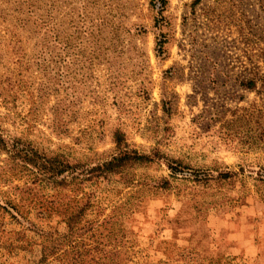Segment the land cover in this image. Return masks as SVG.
I'll list each match as a JSON object with an SVG mask.
<instances>
[{"label": "rangeland", "instance_id": "obj_1", "mask_svg": "<svg viewBox=\"0 0 264 264\" xmlns=\"http://www.w3.org/2000/svg\"><path fill=\"white\" fill-rule=\"evenodd\" d=\"M164 1L0 0V136L72 168L0 150V264H264V0Z\"/></svg>", "mask_w": 264, "mask_h": 264}, {"label": "trees", "instance_id": "obj_2", "mask_svg": "<svg viewBox=\"0 0 264 264\" xmlns=\"http://www.w3.org/2000/svg\"><path fill=\"white\" fill-rule=\"evenodd\" d=\"M155 1L158 3L160 9H162L165 5L164 0H151L152 5ZM195 1L197 3L199 0ZM162 45V43L159 44V52L162 50ZM243 85L247 89H255L253 81H248ZM14 143L15 144L11 146V150H8L9 146L7 142L0 136L1 151L10 153L13 160L19 161L24 167L29 168L32 171H36V174L41 175L46 180H50L53 184L60 185L62 181L56 180L57 177H60L63 173L72 169L71 166L60 157L48 156L45 153L40 152L38 149H35L30 142L17 139L14 140ZM114 143L118 152L117 155L112 157L109 161L103 162L102 164L91 168L89 173L95 174L94 178H98L106 174L116 173L118 170H121L128 165L140 164L149 161L147 156L138 155L136 151L129 150L128 146L123 142V139L119 136V134L115 135ZM177 163L178 162H176V164ZM170 170L174 173L176 168L171 166Z\"/></svg>", "mask_w": 264, "mask_h": 264}]
</instances>
